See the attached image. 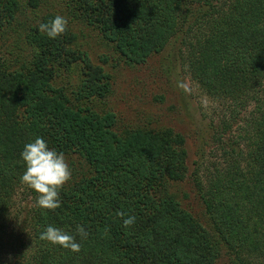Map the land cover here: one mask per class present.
<instances>
[{
	"label": "trees",
	"instance_id": "16d2710c",
	"mask_svg": "<svg viewBox=\"0 0 264 264\" xmlns=\"http://www.w3.org/2000/svg\"><path fill=\"white\" fill-rule=\"evenodd\" d=\"M46 4L52 0H0V41H20L19 56L0 51V264H216L223 250L232 264H263L264 0H59L61 13ZM58 14L67 31L50 39L38 26ZM77 24L129 65L177 42L189 77L233 120L242 112L236 130L225 118L217 126L222 161L191 173L205 223L172 190L188 176L184 136L117 126L116 114L97 105L111 75L78 47ZM74 66L69 89L59 78ZM37 137L82 161H70L55 210L37 208L20 183V154ZM18 194L31 203L21 213ZM118 212L135 223L123 227ZM49 225L75 236L80 251L41 240Z\"/></svg>",
	"mask_w": 264,
	"mask_h": 264
},
{
	"label": "rangeland",
	"instance_id": "374dc122",
	"mask_svg": "<svg viewBox=\"0 0 264 264\" xmlns=\"http://www.w3.org/2000/svg\"><path fill=\"white\" fill-rule=\"evenodd\" d=\"M47 7L58 9L61 13L59 0H52L51 7L46 4ZM79 28L83 31L79 33L78 47L86 51L94 64L101 65L111 75V91L105 98L97 100V105L116 114L117 126L171 127L184 136L188 176L182 182L174 183L172 190L181 205L205 223L203 203L194 187L191 173L198 163L202 164V173L204 168H212L216 161H222L219 144L214 141L218 133L217 126L220 127L219 122L225 118L232 122V129L236 130L240 122L234 121L240 119L242 112L236 110L233 120V115L225 111L226 107L221 102L210 98L189 77L182 68L177 42L170 40L164 49L151 55L144 63L129 65L113 53L98 33L86 26L75 25L76 31ZM18 43L20 41L14 42L13 37L0 41V51H5L6 57L15 58L20 54ZM104 58L107 61H103ZM78 72L75 67L72 73H67L69 76L62 74L60 83L71 89L76 83ZM179 81L185 83L187 92L177 87ZM66 161L68 164L72 161L76 168L82 165L77 155L67 156ZM30 205L29 198L23 199L19 194L16 196L15 208L19 213ZM12 224L15 231L20 228L18 221ZM216 264H232L224 250Z\"/></svg>",
	"mask_w": 264,
	"mask_h": 264
},
{
	"label": "clouds",
	"instance_id": "9594fccd",
	"mask_svg": "<svg viewBox=\"0 0 264 264\" xmlns=\"http://www.w3.org/2000/svg\"><path fill=\"white\" fill-rule=\"evenodd\" d=\"M67 26V19L58 14L52 20L40 23L38 30L48 38L56 39L67 31ZM177 87L185 92L188 91L187 86L182 81L177 83ZM20 155L25 164V171L20 177V183L36 194L35 206L45 210L59 208L61 206L60 189L72 176L71 168L64 153L50 149L43 138L37 137L33 142L24 145ZM117 215L122 218L123 227L125 228L131 227L136 221L134 215L125 212H118ZM76 233L82 240L88 236V232L81 225H77ZM39 238L72 252L80 251V243L77 242L75 236L51 225L46 227Z\"/></svg>",
	"mask_w": 264,
	"mask_h": 264
}]
</instances>
